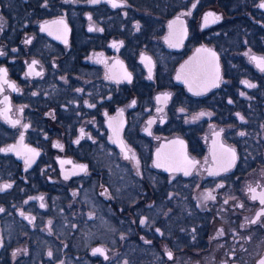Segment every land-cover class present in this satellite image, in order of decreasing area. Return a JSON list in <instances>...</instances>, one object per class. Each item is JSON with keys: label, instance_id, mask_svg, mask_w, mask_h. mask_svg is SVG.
<instances>
[{"label": "flooded vegetation", "instance_id": "1", "mask_svg": "<svg viewBox=\"0 0 264 264\" xmlns=\"http://www.w3.org/2000/svg\"><path fill=\"white\" fill-rule=\"evenodd\" d=\"M262 3L0 0V264H260Z\"/></svg>", "mask_w": 264, "mask_h": 264}, {"label": "snow or ice", "instance_id": "2", "mask_svg": "<svg viewBox=\"0 0 264 264\" xmlns=\"http://www.w3.org/2000/svg\"><path fill=\"white\" fill-rule=\"evenodd\" d=\"M92 2H99V0H92ZM116 6H118L117 4H115V3H113V7H116ZM261 7H264V3H262L261 5H260ZM209 16H214V14H212V13H209L208 14ZM215 19H219V17H215ZM58 23H63V21H59ZM199 51V50H198ZM214 55V54H213ZM253 59L254 60H258V65L261 67V69L262 70H264V57H261V58H256V57H253ZM35 63V62H34ZM0 72H3V73H5L6 74V70H4V69H0ZM37 75H39V73H37ZM125 78L126 79H130V75H128V74H125ZM180 77L178 76V79H179ZM217 79H218V76H217ZM245 83H248V82H245ZM248 87H255V85H253V84H251V83H248ZM201 115H204V113H201ZM14 123H19V121H15ZM241 135H243V133H241ZM57 147H60V145L59 144H57ZM9 150H11V149H9ZM225 151H227V152H229L230 154H231V158H230V160H229V162H228V167H231L232 166V164L235 162V158H236V156H235V152L233 151V150H231V149H226ZM32 152H33V155H35V154H37V153H35V151L34 150H32ZM32 161H31V159H28V160H26V164H30ZM189 163H192V162H189ZM157 166H160L159 164L157 165ZM86 169V166H84V165H82V166H80V170L81 171H84ZM224 170H226V169H224ZM189 173L187 172V171H185V175H188ZM9 187H11V185H8V184H6V185H3V188H0V190H3V189H6V188H9ZM249 191L250 192H252L253 193V196H252V199H260V201H261V203L262 204H264V192H261V193H259V194H257L256 193V189H254V188H250L249 189ZM208 198H212V199H214V197H211V195L209 194L208 196H206L205 197V199H208ZM43 206V205H42ZM0 211H3V209L2 208H0ZM255 221H253V223H254ZM141 223H144V221H141ZM157 231H159V230H157ZM103 249H95L94 250V252H99V253H103ZM48 255L49 256H51L52 255V252L51 251H49V253H48ZM168 255H169V257H171V253L169 252L168 253ZM106 259H107V257H105ZM260 264H264V260H262L261 262H260Z\"/></svg>", "mask_w": 264, "mask_h": 264}]
</instances>
